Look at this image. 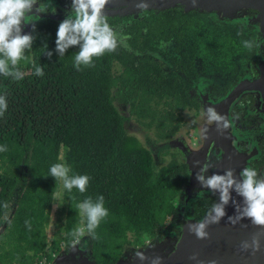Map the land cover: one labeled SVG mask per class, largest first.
Here are the masks:
<instances>
[{
	"label": "trees",
	"instance_id": "16d2710c",
	"mask_svg": "<svg viewBox=\"0 0 264 264\" xmlns=\"http://www.w3.org/2000/svg\"><path fill=\"white\" fill-rule=\"evenodd\" d=\"M108 22L127 38V49L121 46L94 57L95 67L75 70L78 47L59 57L55 40L60 23L45 20L34 27L29 60L19 64L24 78L13 81L0 75V94L7 95L8 103L0 117V145H8L0 153V264L51 261L59 244L68 252L72 245L65 234L84 219L76 204L89 196L103 195L109 211L96 229L97 239L85 236L78 244L89 260L114 264L145 247V239L161 240L187 183L186 165L176 166L173 160L163 164V147L155 156L157 147L149 136L143 145L128 134L127 119L114 99L128 107L138 125L166 140L173 112L194 104L187 91L196 77L194 66L216 72L250 51L243 47V33L182 6L108 17ZM171 43L178 44V51L183 48L178 57L161 50ZM33 61L44 66L43 77L33 74ZM63 162L91 180L82 194L62 188L64 204L57 218L61 237L46 246V227L61 187L47 175L52 164ZM5 202L13 206L2 221ZM25 220H31V231Z\"/></svg>",
	"mask_w": 264,
	"mask_h": 264
},
{
	"label": "clouds",
	"instance_id": "9594fccd",
	"mask_svg": "<svg viewBox=\"0 0 264 264\" xmlns=\"http://www.w3.org/2000/svg\"><path fill=\"white\" fill-rule=\"evenodd\" d=\"M109 2L110 0H72L71 14L58 25L55 51L59 57H63L69 48L78 47L79 50L74 55L73 65L76 71L95 67L94 57L98 58L106 53H114L121 46L127 49L125 43L127 38L119 35L108 22L105 8ZM135 7L139 12H144L149 9V4L141 0ZM49 9L50 4L40 2V0H0V75L11 78L13 81H20L24 78L19 64L21 61L29 60L28 53L32 51L35 28L32 33L22 34L23 25L34 23L39 19L37 15H30L31 13L43 14ZM51 11L55 13L54 8H51ZM242 43L243 47L249 50L262 47L259 38L245 39ZM43 48L44 54L50 58L52 52H46V45ZM32 69L35 76H44V66L33 61ZM7 108V95L0 94V117L4 116ZM202 114L205 119V123L200 129L203 140L209 138L208 133L211 126L214 125L216 132L223 134L232 128L234 121L239 118L238 116L229 118L226 115H221L212 106L203 108ZM7 151V144L0 145V153ZM194 166H199L195 179L202 189L218 194V202L211 205L202 220L188 224L187 230L190 234H194L198 240L208 239V227L220 223L221 219L226 216L225 209L229 202L232 203L235 214L228 217V224L235 226L247 219L253 226L264 229V176H261L256 168L245 166L237 178L235 170L232 168L226 169L223 174L214 172L212 175L206 176L209 169L214 167L211 161L204 162L202 165L199 161H195ZM47 176L53 177L55 182H62L63 190L69 193L73 189L78 190L81 194L85 193L91 180L87 174L74 173L67 162L52 164ZM232 192L242 198L240 202L233 198ZM57 195L60 196V193ZM197 195H202V193ZM63 204L61 196L56 207ZM76 207L84 219L79 227L65 234L70 239L73 248L85 236L97 239L96 229L109 215L103 195H98L95 199L89 196L77 203ZM3 208L10 209V204L5 202ZM3 218L7 219V211ZM25 226L31 231V220H25ZM261 237H264V231L254 233L250 241L241 242L238 252L251 250V254L255 255L260 251ZM153 247L155 246L153 245ZM133 257L141 261L142 264L145 261H148V264H162V257H148L139 250L133 253ZM189 259L196 260L197 256L193 255ZM212 264L215 262L213 261Z\"/></svg>",
	"mask_w": 264,
	"mask_h": 264
},
{
	"label": "flooded vegetation",
	"instance_id": "af4514ba",
	"mask_svg": "<svg viewBox=\"0 0 264 264\" xmlns=\"http://www.w3.org/2000/svg\"><path fill=\"white\" fill-rule=\"evenodd\" d=\"M40 2L49 3V11L43 14L31 13L30 15H37L39 19L34 23L23 25L22 34L31 33L32 29L41 21L49 20L61 23L72 12V0H40ZM51 8L55 9V13H52ZM257 13L255 10H248L245 16L233 21H228L218 16L221 23L219 24L220 27L227 25L234 28L243 33L247 39L259 38L262 47L260 49L253 48L249 51V54L236 57L233 65L227 69L222 68L210 73L208 70H204L201 65L194 66L196 77L194 81L189 83L187 90L194 99V104L183 110H175L173 112V122L169 130L168 139L158 140L155 136L153 144L157 149H154V155L157 156L156 151L163 147L166 153L168 151L171 152L170 161L173 160L176 166L182 167L184 164L186 165L185 173L187 175V183L175 202L172 215L168 217L163 238L167 236L177 237L180 228L186 221L202 219L211 205L218 202V194H214L207 189L199 192L202 195L196 194L188 197L186 191L190 184L189 157L192 150L194 152L200 151L205 144V140L201 138L200 134V129L205 123L202 109L207 108L210 103L214 104L226 98L242 83H246L248 86L229 109L230 118L233 116L239 117L234 121L233 135L236 136L238 150L246 160L242 166L254 167L259 171L260 175L264 172V28H261L260 22L255 21ZM171 45H173L172 55L178 57L179 52L183 51V48L178 51L177 43H171ZM166 48L167 46L161 50L168 54ZM118 69L119 66L115 64L113 69L115 74L119 73ZM112 92L115 93V89ZM211 127L209 133L214 128V125ZM161 155L160 157L163 160L166 154ZM214 156L220 159L217 161L218 163L223 160H221V154H215ZM257 230L258 227L254 226V232L247 233L250 239L254 233L264 231V229ZM238 234L246 235V233ZM150 243V240H148L147 244ZM62 251L64 252L65 250L63 249ZM250 256V264H264V237H261L260 240V251Z\"/></svg>",
	"mask_w": 264,
	"mask_h": 264
},
{
	"label": "water",
	"instance_id": "95a60500",
	"mask_svg": "<svg viewBox=\"0 0 264 264\" xmlns=\"http://www.w3.org/2000/svg\"><path fill=\"white\" fill-rule=\"evenodd\" d=\"M139 2L141 0H110L105 8V14L108 17L138 15L141 12L136 9L135 5ZM144 2L149 4L148 10L163 11L182 6L188 11L199 10L205 13H215L220 18L228 21L240 19L247 14L248 10H255L258 12L255 21L260 22L261 28H264V0H195V3H193V0H144ZM247 86L248 84L242 83L226 98L214 104L210 103L208 107H215L219 114L230 118V107L243 94ZM233 134V127L223 134H219L214 126L211 132L208 133L209 138L205 140L203 148L200 151L193 152L192 157L189 159L190 184L186 191L188 197H191L190 195L195 196L204 190L195 179V175L199 171V166H194L195 161H199L201 165L207 161L214 163V167L209 169L205 174L206 176H210L214 172L223 174L226 169L232 168L235 170L237 178L239 177V172L244 168L242 165L246 160L238 150L236 136ZM215 154H221V160H223L218 163L217 161L220 159H217L214 156ZM261 176H264V172ZM232 196L238 202L242 199L235 192H232ZM225 210L226 216L221 219L220 223L208 227L209 238L206 240H198L194 234L188 232V224L197 222L188 220L180 228L177 237L167 236L155 243L147 244L145 247L126 253L114 264H142L141 261L133 257V253L138 250L143 251L148 257H162V264H212L213 261L215 264H250L251 250L238 252V248L241 242L250 241L247 233L254 232V226L247 219L242 220L235 226L228 224V217L235 214L231 202ZM3 230L4 227L0 225V234ZM259 230L260 228L257 231ZM238 233H246V235ZM193 255L197 256L196 260L189 259ZM51 264L96 263L89 260L86 253L77 244L74 248L71 246L68 252L56 256ZM143 264H148V261L143 262Z\"/></svg>",
	"mask_w": 264,
	"mask_h": 264
},
{
	"label": "rangeland",
	"instance_id": "374dc122",
	"mask_svg": "<svg viewBox=\"0 0 264 264\" xmlns=\"http://www.w3.org/2000/svg\"><path fill=\"white\" fill-rule=\"evenodd\" d=\"M206 17H207L208 21H211L217 25L221 24L219 17L215 13H206ZM51 18H54V17H51ZM116 32H118V30H116ZM172 49H173V45H168L166 48V51L172 55V53H173ZM114 105L117 108V110H119L120 114L123 115L128 120L125 123L126 131L128 134L137 137L138 140L143 145H145L146 136H149L153 141L155 140L154 131L153 130H146L145 128L138 125L134 121V118L129 114L127 106L121 104L117 100V98L114 99ZM187 116H188V114H187ZM194 137H196V136H194ZM193 142L196 143L195 140H193ZM193 152H194L193 150H192V153L190 152L191 154H190L189 159L192 157ZM170 153L171 152L168 151L166 153V155L164 156L163 164L170 161V158H171ZM157 155H159V154H157ZM59 193H60V196L56 195L55 203L52 207L51 214H50V222H49V225L46 227V231H45V244H46V246H48L52 241H58L59 242V239L61 237V233L59 232V222L57 220L58 210L61 208V206L56 207V204H57L58 200L60 199V197L62 196V182H61V187H60ZM12 206H13V203H10V209L7 210V218L10 214ZM3 217H2V221H5V219ZM147 242H148V239H145L146 244H147ZM58 247H59V249H58V252L57 251L55 252V257L59 256L61 253H63V251H62L64 249L63 246L59 244Z\"/></svg>",
	"mask_w": 264,
	"mask_h": 264
},
{
	"label": "built area",
	"instance_id": "2783aa9c",
	"mask_svg": "<svg viewBox=\"0 0 264 264\" xmlns=\"http://www.w3.org/2000/svg\"><path fill=\"white\" fill-rule=\"evenodd\" d=\"M54 258H55V255L53 254V255H52V260H51V261H45V260H44V261H41L39 264H51Z\"/></svg>",
	"mask_w": 264,
	"mask_h": 264
}]
</instances>
